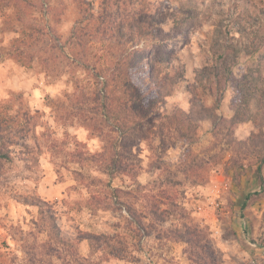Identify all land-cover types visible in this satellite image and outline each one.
Instances as JSON below:
<instances>
[{"label": "rangeland", "instance_id": "rangeland-1", "mask_svg": "<svg viewBox=\"0 0 264 264\" xmlns=\"http://www.w3.org/2000/svg\"><path fill=\"white\" fill-rule=\"evenodd\" d=\"M107 1L0 0V118H10L15 143L0 167V264H34L23 239L46 241L37 208L20 202L26 195L50 204L64 236L104 237L76 244L88 264H264L262 114L235 129L170 120L189 111L194 72L221 67V53L238 51L216 110L225 120L241 77L256 68L264 77V0L119 4V22L142 4L159 21L145 62L166 58L171 75L184 72L158 107L147 103L146 67L129 71L143 100L119 105L123 93L104 90L144 42L118 35V21L106 18L117 6ZM103 242L123 259L108 257Z\"/></svg>", "mask_w": 264, "mask_h": 264}, {"label": "trees", "instance_id": "trees-1", "mask_svg": "<svg viewBox=\"0 0 264 264\" xmlns=\"http://www.w3.org/2000/svg\"><path fill=\"white\" fill-rule=\"evenodd\" d=\"M111 2L112 0H108L104 3L106 5ZM124 2L126 1L114 0L111 4L116 5L117 8L114 12L108 13L106 18L108 20L115 19L118 21V35L123 37L126 34V38L129 42H135L134 38H143L144 42L142 43V49L132 50L128 53L121 63L124 70H122L118 76L112 77L110 81H105L104 90H107L110 93L121 91V93L127 98V102H124V100L123 102H117L119 105L121 104L125 106L129 104L128 102L132 101L134 95H137L140 100H143L144 96L141 95L140 91H136L135 86L131 83L129 71L134 66L146 67L148 72L147 83L152 91L147 103L151 106L158 107L165 103L166 98L171 96L173 88L178 83L185 82L184 72L180 70L175 75H171L169 71L166 70V66L168 62H170L166 58H150L145 62L146 56H150L152 53L153 44H151L150 41L156 42L153 27L159 21L156 18V15H150V13H148L147 5L142 4L141 9L133 8L131 18H128L129 20L127 19V23L123 21L119 22V4L122 3L123 5H126ZM127 5H131V0ZM115 20L113 21L115 22ZM124 25L127 26L129 31L133 30V32L124 33ZM148 27L150 29H148ZM218 46L220 47L221 45ZM145 53L147 54L146 56ZM237 54L238 51H235L234 49H232L230 55H223L221 53L219 55L221 67L217 66V64L214 66H204L194 72L193 82L190 85H187L189 92L193 95L190 109L189 111L176 109L174 112L175 117L170 119L171 122H174L175 120L180 126L182 125L193 130L198 127L200 122L206 120L210 121L213 129L220 126H227L228 128L235 129L242 123L251 122L255 124L258 114H262L261 116L264 122V77L260 74L258 68L250 70L239 80L237 86L240 98L238 101L229 105V109L232 112L231 117L228 120H225L222 116L216 113L219 102L223 97L225 83L230 75L231 67L234 65V59ZM200 96L212 99V105H206ZM251 103H254L256 107V112L254 113L250 109ZM103 108H106L105 103ZM9 119V117L0 118V167L3 164L11 162L12 158L10 150L11 147L15 145L11 140L10 132H12V129L9 127L11 123ZM255 138H257V136L251 134L247 141L256 148L257 145L255 143ZM237 143L240 146H243L246 142L237 141ZM261 145L264 149V142L261 143ZM263 155L260 153V156ZM20 202L26 206L36 207L39 222L44 226L43 233L46 236V241L44 243L35 246L34 243L37 244L38 241L36 237H33L31 241H29V235H31V233H25L28 236H25L26 238L23 239V248L26 250V253H28L27 249L30 250L29 253L32 255L31 259L34 264L37 262L40 263L44 258H48L50 264H52V261L57 264H88L86 259L79 256L76 244L86 240L91 245L92 243H97L101 238H104L103 236L100 237L98 235L88 234L75 239L66 237L57 226L55 213L48 202L35 195H26L20 200ZM127 213L130 221L135 223L136 226L142 230L141 223L135 216H133L131 209L127 208ZM176 238V241L184 242V239L180 234H177ZM103 243L106 249L110 250L109 244L105 242ZM37 248H39L38 251ZM35 249L36 253H33ZM105 252L107 251H104V253ZM109 252L108 257L123 259V256L120 255L119 252L114 251L113 249Z\"/></svg>", "mask_w": 264, "mask_h": 264}]
</instances>
